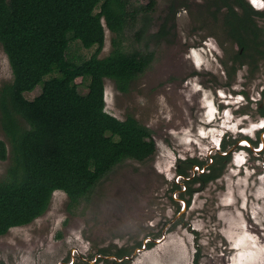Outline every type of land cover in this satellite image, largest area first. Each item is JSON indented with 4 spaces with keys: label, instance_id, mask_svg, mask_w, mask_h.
<instances>
[{
    "label": "rangeland",
    "instance_id": "374dc122",
    "mask_svg": "<svg viewBox=\"0 0 264 264\" xmlns=\"http://www.w3.org/2000/svg\"><path fill=\"white\" fill-rule=\"evenodd\" d=\"M133 1L145 4L149 0ZM156 2L153 14L159 19L165 0ZM191 7L188 11L182 8L178 14L179 36H167L157 43L150 44V24L146 33L135 32L141 19L126 27L120 39L122 47L153 49L155 58L126 91L117 89L112 78L104 80L105 109L119 118L131 114L149 126L156 143L155 153L144 160L126 159L76 205L68 204L64 191L54 190L42 214L29 223L11 226L0 235V259L6 264H56L66 262L71 247L84 250L87 244L98 253L102 246L111 247L115 242L132 244L149 237L154 245L138 252L136 264H192L196 243L201 249V264H264V152L260 159L250 160L247 165L229 167L203 191L195 192L187 209L180 211L171 197L175 193L179 197V189H172V178L169 180L159 171L165 168L171 177L175 169L171 164L177 155L187 149L191 153L195 150L193 143L179 144L187 140L181 134L193 116L190 111L193 109L196 115L200 108L199 92H192L189 86L194 83L184 85L183 79L211 86L210 76L203 69L195 71L185 56L183 38L203 33L191 27L196 21L194 6ZM104 26L99 57L110 52L116 38L115 32ZM95 47H84L78 39H71L67 55L80 61L89 57ZM191 72L198 75L187 78ZM11 76L0 44V86ZM74 82L81 93L87 91L88 78L77 75ZM39 91L37 85L25 95L33 98ZM186 97L194 98L191 110ZM188 125L194 130V122ZM211 134H215V129L208 136ZM0 138L6 140L1 125ZM8 161V157L0 159V176ZM103 262L79 264H106Z\"/></svg>",
    "mask_w": 264,
    "mask_h": 264
},
{
    "label": "trees",
    "instance_id": "16d2710c",
    "mask_svg": "<svg viewBox=\"0 0 264 264\" xmlns=\"http://www.w3.org/2000/svg\"><path fill=\"white\" fill-rule=\"evenodd\" d=\"M139 19L135 32L146 33L150 1L0 0V44L12 74L0 86V159H9L0 176V235L42 214L54 190L76 205L123 161L154 153L149 126L105 109V78L126 91L153 59V51L121 45L125 28ZM104 24L116 38L99 57ZM71 39L96 47L76 61L67 55ZM77 75L88 78L85 93ZM37 85L39 93L26 97Z\"/></svg>",
    "mask_w": 264,
    "mask_h": 264
},
{
    "label": "flooded vegetation",
    "instance_id": "af4514ba",
    "mask_svg": "<svg viewBox=\"0 0 264 264\" xmlns=\"http://www.w3.org/2000/svg\"><path fill=\"white\" fill-rule=\"evenodd\" d=\"M149 1L150 44L167 36H179L178 14L182 8L187 10L194 6L196 21L191 27L203 33L196 32L195 38H183L185 56L195 71L203 69L211 78L208 87L200 81L183 79L184 85L194 83L189 86L192 92H199L200 108L195 115L194 98H185L193 116L186 121V131L181 134L182 139L187 140L179 144L193 143L195 150L191 153L187 149L177 155L178 159L171 164L175 168L171 177L165 168H159L169 180L172 178L171 188L179 189V197L176 193L171 197L180 211L187 209L195 192L203 191L229 167L247 165L250 160L260 159L264 152V7L259 6L264 0H259L257 5L251 0H165L159 19L153 14L156 0ZM150 51H153V61L155 52ZM194 75H198L197 72H191L187 78ZM192 122L194 130L188 125ZM212 129L215 134L208 136ZM151 136L154 139L153 132ZM249 215L254 217L251 210ZM113 244L114 247H99L98 253L87 244L84 250L71 247L66 262L61 260L56 264L90 261L136 264L138 252L154 245L152 237L135 240L132 244ZM196 245L191 255L192 264H201V249L198 243Z\"/></svg>",
    "mask_w": 264,
    "mask_h": 264
},
{
    "label": "snow or ice",
    "instance_id": "6c2138e0",
    "mask_svg": "<svg viewBox=\"0 0 264 264\" xmlns=\"http://www.w3.org/2000/svg\"><path fill=\"white\" fill-rule=\"evenodd\" d=\"M251 2H252L254 5H257V4L259 3V0H251ZM259 6L264 7V4H259Z\"/></svg>",
    "mask_w": 264,
    "mask_h": 264
}]
</instances>
